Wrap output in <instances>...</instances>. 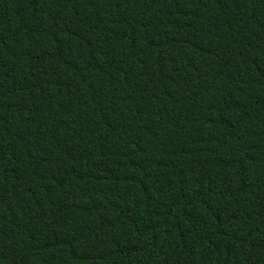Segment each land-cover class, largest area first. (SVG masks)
I'll return each mask as SVG.
<instances>
[{"label":"trees","instance_id":"trees-1","mask_svg":"<svg viewBox=\"0 0 264 264\" xmlns=\"http://www.w3.org/2000/svg\"><path fill=\"white\" fill-rule=\"evenodd\" d=\"M0 264H264V0H0Z\"/></svg>","mask_w":264,"mask_h":264}]
</instances>
